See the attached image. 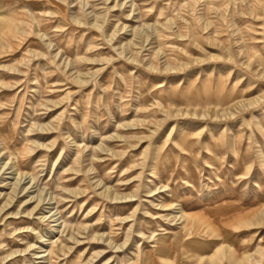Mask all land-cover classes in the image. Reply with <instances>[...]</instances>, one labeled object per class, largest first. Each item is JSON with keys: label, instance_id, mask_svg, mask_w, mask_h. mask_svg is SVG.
I'll return each instance as SVG.
<instances>
[{"label": "rangeland", "instance_id": "obj_1", "mask_svg": "<svg viewBox=\"0 0 264 264\" xmlns=\"http://www.w3.org/2000/svg\"><path fill=\"white\" fill-rule=\"evenodd\" d=\"M6 19L0 264H264V0Z\"/></svg>", "mask_w": 264, "mask_h": 264}, {"label": "bare ground", "instance_id": "obj_2", "mask_svg": "<svg viewBox=\"0 0 264 264\" xmlns=\"http://www.w3.org/2000/svg\"><path fill=\"white\" fill-rule=\"evenodd\" d=\"M7 20V19H6ZM4 21V20H0V29H3L4 31H6L7 29V23H8V20L7 21ZM9 28V27H8Z\"/></svg>", "mask_w": 264, "mask_h": 264}]
</instances>
